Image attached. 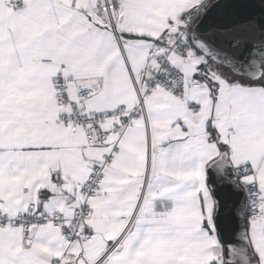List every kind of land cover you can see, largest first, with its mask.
I'll return each instance as SVG.
<instances>
[{
	"label": "snow or ice",
	"instance_id": "1",
	"mask_svg": "<svg viewBox=\"0 0 264 264\" xmlns=\"http://www.w3.org/2000/svg\"><path fill=\"white\" fill-rule=\"evenodd\" d=\"M0 264H264V0H0Z\"/></svg>",
	"mask_w": 264,
	"mask_h": 264
}]
</instances>
